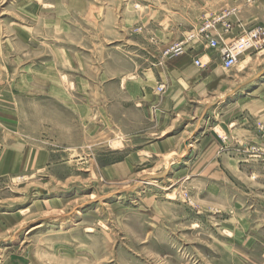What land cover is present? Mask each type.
I'll list each match as a JSON object with an SVG mask.
<instances>
[{
  "label": "rangeland",
  "instance_id": "rangeland-1",
  "mask_svg": "<svg viewBox=\"0 0 264 264\" xmlns=\"http://www.w3.org/2000/svg\"><path fill=\"white\" fill-rule=\"evenodd\" d=\"M256 13L0 0V264H264V152L235 133L263 128L264 45L226 68L206 36L264 29Z\"/></svg>",
  "mask_w": 264,
  "mask_h": 264
},
{
  "label": "built area",
  "instance_id": "built-area-1",
  "mask_svg": "<svg viewBox=\"0 0 264 264\" xmlns=\"http://www.w3.org/2000/svg\"><path fill=\"white\" fill-rule=\"evenodd\" d=\"M252 0H247V2H251ZM223 23L226 25L225 29L228 30L230 24L223 20ZM209 25H205L200 28L199 33H204ZM207 40L210 47L218 49L220 56L222 58V64L226 68H230L236 64L237 60L241 56L242 53L252 48L254 45H264V29L259 26H253L252 28L245 30L242 34L238 35L237 38L232 42H224L223 40L215 37H210L208 35ZM177 44V47L181 45ZM195 65L201 67L202 61L199 58H195ZM162 86L158 89L160 90Z\"/></svg>",
  "mask_w": 264,
  "mask_h": 264
},
{
  "label": "crops",
  "instance_id": "crops-1",
  "mask_svg": "<svg viewBox=\"0 0 264 264\" xmlns=\"http://www.w3.org/2000/svg\"><path fill=\"white\" fill-rule=\"evenodd\" d=\"M261 12L262 11H260V16H261ZM245 15H247L246 12H242V14L239 15L240 22L243 25L246 24V21H247V19L244 18ZM252 17L256 18L258 23L264 24V22L261 21L262 20L261 17L259 18V13L258 14L257 13L253 14ZM252 17L250 19H252ZM185 42L186 41H184L183 44H182V45H184L183 51L185 50V47H186V45H185L186 43ZM199 53H200V51H197L196 49H191L189 51V53H187L186 55L189 56V57H197V55ZM150 76L152 78L150 80H154L155 79L154 73L151 72ZM183 77H184V79H182ZM183 77H180V81L182 82V80H183L185 82V85H187V84L188 85L195 84V85L198 86V85H200L201 82L205 83L204 81H202L201 78L198 79L197 77L196 78L192 77V74H190V73H185V75H183ZM152 87H154V86H152ZM151 92H152V90H151ZM171 101H172L171 96L168 93H166V94H164V96L160 100L159 104L163 105L164 107H166L167 105L171 106ZM262 115H264V112H262ZM260 119L263 121V124H262L263 128L260 127L262 130L259 131L258 134H255L254 132H252L253 130H250V129H247V128H240V129L239 128H235V133L236 134L238 133L239 136L241 135V137L245 138V141L243 143L240 141L244 148H249L250 146L253 147V144L254 145L256 144V146H254L253 148L264 152V116H261ZM237 123H238V120L236 119V120L232 121L230 124L234 125V126H237ZM232 131L234 132V130H232ZM15 145L16 144H12V146H10L9 151L10 150H14L15 149V147H14ZM234 164L236 165V162H234ZM261 164L264 165L263 162ZM236 169H237V167H236ZM237 170L239 171V168ZM256 178H257L256 180H259V184L264 187V174L258 173Z\"/></svg>",
  "mask_w": 264,
  "mask_h": 264
},
{
  "label": "water",
  "instance_id": "water-1",
  "mask_svg": "<svg viewBox=\"0 0 264 264\" xmlns=\"http://www.w3.org/2000/svg\"><path fill=\"white\" fill-rule=\"evenodd\" d=\"M38 190L41 192V193H45L46 191L42 188H38Z\"/></svg>",
  "mask_w": 264,
  "mask_h": 264
},
{
  "label": "bare ground",
  "instance_id": "bare-ground-1",
  "mask_svg": "<svg viewBox=\"0 0 264 264\" xmlns=\"http://www.w3.org/2000/svg\"><path fill=\"white\" fill-rule=\"evenodd\" d=\"M37 188H42V187H38V186H37ZM42 189H44V188H42Z\"/></svg>",
  "mask_w": 264,
  "mask_h": 264
}]
</instances>
